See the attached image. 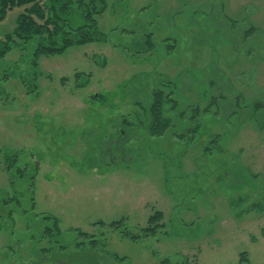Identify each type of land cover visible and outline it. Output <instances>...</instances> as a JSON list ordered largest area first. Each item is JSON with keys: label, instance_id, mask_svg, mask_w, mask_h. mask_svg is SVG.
I'll list each match as a JSON object with an SVG mask.
<instances>
[{"label": "rangeland", "instance_id": "obj_1", "mask_svg": "<svg viewBox=\"0 0 264 264\" xmlns=\"http://www.w3.org/2000/svg\"><path fill=\"white\" fill-rule=\"evenodd\" d=\"M21 12L0 22V264H264V0H106L103 40L50 57Z\"/></svg>", "mask_w": 264, "mask_h": 264}, {"label": "trees", "instance_id": "obj_2", "mask_svg": "<svg viewBox=\"0 0 264 264\" xmlns=\"http://www.w3.org/2000/svg\"><path fill=\"white\" fill-rule=\"evenodd\" d=\"M105 5L106 0H0V22L13 10L22 9L23 12L17 17L15 36L23 42L37 43L38 56H57L74 46L103 40L104 37L98 32V18L104 13ZM7 50L0 47V57L6 55ZM165 98L163 91L156 90L146 109L150 122L149 133L153 137L163 136L171 126L164 108L172 98L170 101ZM194 111L199 118L201 110ZM161 217L162 214L157 213L150 218L145 231L155 232L158 227L152 229L150 226L158 223ZM55 222L58 224L57 220ZM121 223H112V226L118 227Z\"/></svg>", "mask_w": 264, "mask_h": 264}, {"label": "crops", "instance_id": "obj_3", "mask_svg": "<svg viewBox=\"0 0 264 264\" xmlns=\"http://www.w3.org/2000/svg\"><path fill=\"white\" fill-rule=\"evenodd\" d=\"M254 30H255V29H254ZM245 35H246V33H245ZM243 38H245V39H246V36H243ZM249 39H251V37H250ZM249 39H248V40H249ZM252 53H253V52H252ZM248 54H249V55H251V52H250V53H248ZM212 80H214V79H212ZM212 83H214V84H215V82H214V81H212ZM212 86H213V85H212ZM214 100H215V99H213V98H212V99H211V100H209L208 102H209V103H214ZM149 105H150V104H149ZM24 165H26V164H24ZM28 166H29V165H28ZM22 171H23V170H22Z\"/></svg>", "mask_w": 264, "mask_h": 264}]
</instances>
